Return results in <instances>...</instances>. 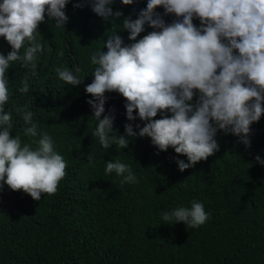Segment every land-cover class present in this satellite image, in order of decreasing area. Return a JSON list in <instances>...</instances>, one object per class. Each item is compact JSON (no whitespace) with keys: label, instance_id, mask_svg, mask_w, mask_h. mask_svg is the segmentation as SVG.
<instances>
[{"label":"clouds","instance_id":"9594fccd","mask_svg":"<svg viewBox=\"0 0 264 264\" xmlns=\"http://www.w3.org/2000/svg\"><path fill=\"white\" fill-rule=\"evenodd\" d=\"M85 2L111 25L122 22L123 30L106 34L103 49L91 54L95 66L91 83L79 86L84 81L79 66L70 69L61 64L54 71L64 84L77 86L81 95L90 97L87 103L91 108L83 109H92L96 121L91 133L96 139L91 146L96 151L114 146L125 149L132 138L147 137L149 153L159 159V166L170 157L183 172L208 164L219 150L223 133L240 146L234 145L235 153L253 159L254 138L250 136L260 132L259 154L263 153L264 0H147L135 19L114 11V0H83L74 7H83ZM133 2L122 0L123 5ZM68 3L0 0V37L5 39L0 38V190L7 185L12 191H23L27 194L23 200L39 201L42 194H55L66 176L67 162L55 150L53 136L40 131L28 105L15 107L18 116L12 115L13 93L7 74L19 62L30 69L31 76L37 75V61L45 47L38 30L46 15L56 28H65ZM157 8H163V14ZM194 18L198 19L196 25ZM145 25L152 30L141 36ZM123 31L129 33V43L118 34ZM57 55L63 57L64 51L59 50ZM28 81L25 75L20 94L29 92ZM113 92L119 94L115 106L108 105L106 111V93ZM47 112L43 109L39 115ZM125 120L129 123L123 127ZM19 126H24L23 136L32 138L30 142L15 134ZM94 159L91 152L87 156L89 165ZM254 162L263 165L260 172L249 161L235 174L240 181L235 193L251 205L264 199V160L257 155ZM113 172L122 177L121 186L138 182L130 164L107 159L105 174ZM211 196L214 202L191 198L183 206L161 213V221L173 238L189 240L182 264H264V213L262 223L255 217V232L233 239L227 220L215 213L217 192L210 190ZM36 223L62 232L55 238ZM21 234L34 250L40 240L33 264H69L71 253L79 250L81 234L74 225L55 223L49 213L31 216ZM56 243L62 247L60 253L54 250ZM108 264H146V259L139 253L125 257L114 251Z\"/></svg>","mask_w":264,"mask_h":264},{"label":"trees","instance_id":"16d2710c","mask_svg":"<svg viewBox=\"0 0 264 264\" xmlns=\"http://www.w3.org/2000/svg\"><path fill=\"white\" fill-rule=\"evenodd\" d=\"M82 2L69 0L65 8L69 18L65 28H56L46 15L43 26L38 30L45 47L39 54L35 77L30 75V69L21 67L19 62L8 70L9 87L13 93L10 96L12 115L18 116L15 107L28 105L35 114L34 120L40 131H47L53 136L55 150L67 162V168L56 193L42 194L39 201L32 198L23 200L26 193L12 191L7 185L0 190V264H33L40 240L34 250L33 245L22 236L21 230L29 218L38 212L39 217L45 213L51 214L55 223L73 224L81 234L78 253H71L69 264H108L114 251H120L125 257L139 253L146 259V264H182L183 250L189 240L173 238L169 227L161 221V213L176 205L183 206L191 198L214 202V197H209L210 190L219 196V205L214 210L218 218L227 220L233 239L255 232L258 227L256 218L263 222L264 199L251 205L235 193L240 186L235 174L249 161H252L257 172L263 168L262 164L253 163L257 155L264 160V151L259 154L261 144L257 135L260 132H252L250 136L254 138L251 144L252 156L255 155L253 159L246 154L235 153L234 145L237 148L240 146L231 136L223 133L218 140L219 150L208 164L183 172L170 157L159 166V159L149 153L147 137L132 138L125 149L114 146L101 152L91 146L96 140L91 135L96 121L92 118V109H83L85 106L91 108L87 103L90 97L81 95L77 86L60 81L54 69L61 64L70 69L79 66V75L84 78L79 86L91 83L95 67L90 60L91 54L103 49L106 34L114 29H123L122 22L111 25L97 16L90 3L74 7ZM146 3L147 0H134L132 5H123L122 0H114L111 7L135 19ZM156 11L164 12L163 8ZM197 20H193L195 25ZM151 30L145 25V32L141 36ZM118 34L125 43H129L127 31ZM59 50L64 51L63 57L57 55ZM25 75L29 76V92L20 94L18 89ZM117 95L115 92L106 93V111L109 110L108 105L115 106ZM43 109L49 112L39 115ZM126 123L129 121L125 120L123 127ZM23 128L19 126L15 134L21 135L23 141L30 142L32 138L23 136ZM91 152L95 159L89 165L87 156ZM107 159H119L130 164L138 182L121 186L122 177L114 172L106 175ZM203 182L206 187L201 184ZM230 209L239 211L243 216H234ZM36 225L44 232H51L55 238L62 232L50 225ZM54 250L60 253L62 247L56 243ZM29 253L30 257L26 259Z\"/></svg>","mask_w":264,"mask_h":264}]
</instances>
